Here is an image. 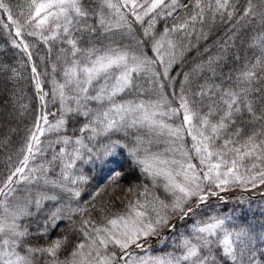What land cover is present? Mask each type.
<instances>
[{"label": "snow or ice", "instance_id": "snow-or-ice-1", "mask_svg": "<svg viewBox=\"0 0 264 264\" xmlns=\"http://www.w3.org/2000/svg\"><path fill=\"white\" fill-rule=\"evenodd\" d=\"M190 5L191 10L185 13L183 19L173 23L171 28L165 26L157 35L155 24L158 16L172 17L177 9H188ZM107 6L116 8L120 20L131 31V23L120 14L119 7L110 2ZM123 6L128 8L135 22L141 24L143 38L138 43L145 48L150 46L154 54L152 57L146 51L129 54L126 50L79 48L73 32L80 30L82 21L88 18V11L82 8L80 0H26L24 4L15 6L16 14L13 12V5L0 0V14L6 16L8 21L3 23L0 20V24L5 29L11 28L15 36L21 38L19 43L16 40L12 43L23 49L29 61L32 55L30 45L22 38L24 34L35 37L46 45L49 41L61 40L70 46L64 58L63 81H52V97L55 100L59 96L61 118L55 125H48L47 113L37 116L34 130H30L27 139L26 150H23L20 166L15 167L0 182V264H264V224L261 225L259 234L250 226L229 229L226 226L228 217H214L211 222L197 221L191 226L192 235L181 237L182 251L178 255L146 258L136 256L133 252V247L141 249L147 238L157 236L161 229L175 230V221H185L210 196H217L218 192L234 185L242 188L264 185V33L253 39V46L259 48L260 54L254 61L245 64L231 87L202 85L199 92L191 94L185 87L188 73L179 82L178 91L175 87L176 77L170 74L177 60V48L182 47V44H177L170 37L177 32L190 35L189 28L195 31L197 23L203 26L206 16H210L212 23L217 16L222 21L225 16L231 20L235 6L230 0H194V3L192 0H188V3L170 0L167 4L164 0H151V3L144 4H138L137 0H123ZM158 8L160 11L156 12ZM149 14L152 15L147 26H144V17ZM249 16L259 17L264 24V0H260L259 10L252 0H248L241 18ZM100 22L103 25L102 19ZM61 52L65 53V50L61 49ZM211 64L212 58L209 59V70L214 72ZM31 70L37 97L42 106H46L47 93L43 90L35 65ZM141 74L147 75L160 89L165 87L163 81H167V87L172 89L171 100L163 93L158 101L118 100L120 94L136 87ZM94 82L98 83L95 88L92 87ZM93 91L94 95L90 94ZM217 94L219 106L210 102L206 113L195 108V101L190 99V95L201 98L208 95L211 101ZM92 102L96 103V108L90 107ZM162 107L167 110L160 111ZM181 113L182 123L175 127L157 119L158 115L179 117ZM245 113L253 121L260 123V128L244 136L240 128L229 131L236 123V118ZM66 115L74 121L82 116L86 122L79 128L81 135L74 140L69 136L60 138L64 145H75L71 152L61 147L58 154L62 177L65 181L71 179L73 187L65 188L63 184L57 186L65 188L78 200L81 190L75 185L78 181L86 182L87 177L71 175L76 162L80 160L103 167L115 163L113 158L119 155V149H123L132 164L151 178L153 187L158 178H163L165 191L171 194V200L166 203L159 197L149 199L148 186L143 185L138 198L129 203L126 214L103 217V223H96L91 218V211L97 209V197L106 193L110 187L118 186L125 175L117 164L109 168L104 182L90 193L83 205L79 202L75 207L71 204H57L44 214L37 232L47 237L51 231H57L54 238L39 246L25 243V238L30 233L27 227L21 228L20 218L39 215L42 200L55 201L57 197L38 195L34 201L33 213L29 210V205L33 203L31 200L25 204L10 205L9 198L16 191L13 185L34 178L31 173L35 169H29V174H25L28 162L33 158L34 147L40 144V136L45 131H51L53 127H64ZM214 116L218 119H213ZM41 120L48 125L47 128L42 126ZM137 126L167 129L177 140L182 139L187 126V135L194 142L193 148L200 167L191 162L188 152L181 151V155L186 158L184 162H171L177 165L175 168L168 167L169 162L161 160L156 154L145 151L141 155L139 146L142 141L139 138L134 147L111 139L99 147H89L84 143L85 132L89 134L87 139L91 142L96 136L112 130L120 131ZM220 140L223 143L217 146V141ZM56 159L57 155H54L53 161ZM245 160L251 163L246 164ZM139 187L141 185L133 183L125 191L135 195ZM220 199L223 200L224 197ZM99 211L103 213L105 207H100ZM75 216L80 219H75ZM81 235L83 239H80ZM21 248L23 251H20ZM62 253H66L63 259Z\"/></svg>", "mask_w": 264, "mask_h": 264}, {"label": "rangeland", "instance_id": "rangeland-1", "mask_svg": "<svg viewBox=\"0 0 264 264\" xmlns=\"http://www.w3.org/2000/svg\"><path fill=\"white\" fill-rule=\"evenodd\" d=\"M234 0H230V3L233 4ZM26 0H12L11 5H13L14 14L17 13L16 5L24 4ZM110 2L113 5H116L120 9V14L124 15L129 22L128 8L123 6V0H80V4L82 8L88 11V18L86 21H82L79 26L80 30L73 32V37L77 39L81 34L89 39V45L87 48H95L97 50L103 51L105 49L111 50H126L129 54L133 52L145 51L147 49L140 44V49L130 47L132 46V42L139 41L143 38V29L137 30L139 34H134V31L131 28L129 30L127 24H125L120 17L117 15L116 8H109L107 3ZM179 3H188V0H178ZM194 3V0H192ZM138 4L151 3V0H137ZM164 3H170V0H164ZM252 3L257 6V10H259L260 0H252ZM248 4V0H245V7ZM130 7V6H129ZM191 10V5L188 9H177L175 13H173L172 17L166 16H158L155 24V31L157 35H159L165 26L171 28L173 23H177L178 20L183 19L186 12ZM139 11V9H138ZM156 12H159L160 9H156ZM236 11V10H235ZM234 11V14H235ZM152 14L144 17V26H147V22L150 19ZM234 17V15H233ZM7 21V17L5 16ZM101 19L103 20V25L101 24ZM233 19V18H232ZM231 19V20H232ZM225 16L222 21L219 16L216 17L215 22H210V16H206L205 22L203 24L213 27L215 24H222L226 26L231 22ZM8 23V21H7ZM140 24V23H139ZM1 25V29H3L4 37L11 38L10 42L5 45L4 42L0 43V57L3 56L4 51L9 50L13 55L12 57L16 61H20L21 63L27 62V68L29 70L28 77L30 79V83L27 86L30 87V90L33 92L32 100L34 102H38L39 99L37 97L35 84L33 81L32 74V66L35 65L37 68V72L39 73V78L43 86V90L47 93L45 97L46 105L48 107V112H53L56 110L59 112L55 117L59 120L61 118V106L59 101V96L57 95L56 99L53 100L52 97V81L56 80L57 82H62L63 77V68L65 63V54L67 50L70 48L69 45L63 43L61 40L49 41L46 45L44 42L38 40L35 37L27 36L24 34L22 37L26 43L30 45L29 51L31 52L32 58L29 61L27 54L23 51L22 48H17L12 43L13 40H16L19 43L21 38L15 36L14 30L11 28L5 29L3 24ZM87 25V27H85ZM200 23L195 25V31L189 28L190 35H184L180 32H177L171 39L181 40L182 42H187L191 35H198L199 31L202 29ZM205 27V26H204ZM203 27V28H204ZM264 33V24L260 22L259 17H244L242 22L236 26L230 25L225 32L220 35V37L215 41V43L210 47L203 49L201 51V55L192 65L191 69L187 71L188 73V82L185 84V87L191 94L197 93L201 90V86L207 85H219L220 88H229L231 87L236 80L237 75L244 69L246 63H250L256 59V57L260 54V50L258 47L253 46V39L257 38L260 34ZM111 34V35H110ZM110 35V36H109ZM118 37L122 38V42L118 40ZM41 44L46 49V54L49 59L48 69L45 71H41L38 66L40 64V58H44L43 49L40 48L37 44ZM102 42V43H100ZM175 42V41H174ZM177 44H181L180 42H176ZM61 49L65 50V53L61 52ZM239 57V59H237ZM180 58V54L177 52V60ZM212 58L211 67L215 69V71L209 70V59ZM6 65L7 68L2 67V65ZM17 64V62H16ZM53 65H55V72H53ZM0 84L4 86V88H11L7 92L0 93L3 102L0 104V115L1 117L7 120L6 122H12L10 118L11 115H15L18 112H9L7 109L8 102L14 97V92L17 91L16 86L19 83V77H17L16 73V65L8 66L5 62H0ZM7 73V74H4ZM19 74V73H18ZM185 73L181 77V80L184 79ZM180 80V81H181ZM98 83L93 84V88L97 87ZM214 92L218 93L216 88H213ZM161 92L158 85L154 84L150 78L141 74L136 81V87L130 90H126L125 93L120 94L117 99L120 100H144L145 102L149 101H158L155 95ZM148 93V94H146ZM90 94L94 95V91L90 92ZM154 95L153 97H150ZM190 99L195 101L193 105L200 112L206 113L208 111V104L210 102L214 103L216 106H219V94L213 96L211 101L209 100V96L206 95L204 97H199L195 95H190ZM11 101V100H10ZM10 104V102H9ZM175 106V105H173ZM90 107L96 108L97 105L95 102L90 104ZM259 108V105H257ZM18 110V109H17ZM166 108H161L160 111H166ZM46 106L44 109V113H46ZM47 112V115H48ZM11 116V117H13ZM0 117V118H1ZM157 119H162L165 123L173 125V123H178L180 125L182 123V113L179 117H169V116H157ZM213 119H218L217 116H214ZM66 124L73 123L74 125L70 126V133H68L72 137L73 140L75 137L80 136L79 128L86 121L81 116L78 120H73L69 116H65ZM36 121V120H35ZM35 121L26 127V129L22 132V135L17 133L16 129L13 128L8 131V129L2 137V141L0 142V155H2V160L12 161L11 171L15 169V167L20 166L19 162L23 159V150H26V143L28 136L30 134V130H34ZM51 122V121H49ZM56 120H54V124H56ZM43 127L47 128L48 125L41 121ZM66 126L58 129L61 134H64L66 130ZM76 126H79L77 128ZM236 128L241 129L242 136L247 135L253 130H257L260 128V123L255 122L252 118L245 113L243 116L236 118V123L233 124L229 131H234ZM20 132V130H19ZM17 133V134H16ZM1 134V133H0ZM48 134V131H45L43 136H40V140L44 138ZM89 134L85 132L84 143L89 147L95 145L99 147L101 144L107 143L109 139L111 140H120L122 143H127L129 147L136 146L137 138H139L142 143L139 146V151L141 155L145 154V151L151 154H156L160 157L161 160L168 161V167L175 168L177 165L172 164V161H180L184 162L186 159L181 155V151L188 152L191 156V162L196 164L199 168V159L196 156L195 150L193 148V140L191 136L187 135V126H185V130L182 134V139L177 140L175 137L171 136L167 129H149L147 126H137V127H129L124 130L116 131L112 130L106 134H101L96 136L95 140L89 141L87 136ZM60 136L56 139L52 147L49 148V151L46 155L40 159V161H36V165L38 167L47 168L46 175L38 171V169L32 164L30 169H35L36 172H32L31 176L34 177L33 182L24 187L16 188L13 196L9 198V203L11 204H25L27 201L31 200L33 203L29 205V210L35 213V199L40 194H47L49 196H56L57 199L54 200H42V211L39 215L33 216H23L20 218L19 223L21 228L27 227L28 232L30 233L29 237L25 238V243L31 244L33 246L44 245L46 240H50V238H54L58 233L57 231H51L47 237L39 234L37 232V226L42 223V219L44 218V214L57 206V204H71V206L75 207L77 202L80 205H83L84 200L89 199V195L91 192L95 191V188L104 182L106 178V173L109 168L115 167L117 164L120 166V170L125 173L123 179L120 181L118 186H112L108 189L106 193L101 196H98L95 203L97 204V209L91 211V218L96 221V223H103V217L111 218L116 215L126 214L129 210V203L134 202L135 199L138 198V193L143 190V185H147L150 195L149 199L152 197H159V199L164 200L166 203L171 200V194L165 191L164 188V180L163 178H158L155 187H153V182L151 178L147 177L146 174H142L139 167L132 164L131 159L127 156V153L123 149H119V155L115 156L113 159L115 163H109L108 165L101 166L99 164L93 165L92 163H86L84 161L78 160L71 172L73 177L83 175L87 177L86 182H77L75 187L81 190V196L75 198L72 196L71 192L66 191L65 188H72L73 185L71 183V179L65 181L61 174V162L59 159V150L61 147H65L66 151L71 152L75 147L74 143H70L69 145H64L61 142ZM1 139V138H0ZM10 142L14 144V148H7L6 142ZM9 143V144H10ZM223 141H217V146L222 144ZM37 146V145H36ZM35 146V147H36ZM34 147V148H35ZM57 155V159L53 161V156ZM87 153L85 152V157ZM30 161V160H29ZM29 163V162H28ZM246 164H250L251 162L245 160ZM7 166V163H6ZM29 167L25 170H27ZM243 171V169H241ZM9 170L7 169L4 176L0 177V182L9 174ZM26 174H29V169L26 171ZM139 184L141 187L136 189V194L128 193L125 191L130 184ZM63 184L65 188H61L57 185ZM260 184H257L256 187L260 188ZM255 187V188H256ZM250 185L246 188H242L239 185H234L227 188L225 191L218 192V194L231 191V190H239L246 192H251L250 194L239 196L233 201L230 202H213L208 203L206 205H201L200 208L196 210V212L187 218L185 221H175L176 228L175 230H169L168 228L161 229L157 236H152L147 238V242L143 245L141 249H136L133 247V252L136 256H143L146 258H157V257H166L168 255H178L182 251L180 247L181 237H190L192 235L191 226L196 224L197 221L201 222H211V219L214 217H228V221L226 226L229 229L232 228H248L259 234L261 230V225L264 224V193L263 195H255ZM242 193V192H241ZM237 194V193H236ZM216 197H219L218 195ZM1 198V197H0ZM104 202L103 204L101 202ZM243 201V203H241ZM100 207H105V211L101 213L99 211ZM87 215V214H86ZM75 219L79 220V216H75ZM67 223V222H65ZM80 239H83V236H80ZM259 248V245H257ZM70 250V247H69ZM23 251V248L20 249ZM66 253L61 254V258L63 259Z\"/></svg>", "mask_w": 264, "mask_h": 264}, {"label": "trees", "instance_id": "trees-1", "mask_svg": "<svg viewBox=\"0 0 264 264\" xmlns=\"http://www.w3.org/2000/svg\"><path fill=\"white\" fill-rule=\"evenodd\" d=\"M5 2L11 4L12 0H5ZM233 5L235 6L236 11H235L233 19L231 20V22L229 24H226V26L224 25V27H223L222 24H219V23L215 24L213 27L204 25L205 27L204 26H203L204 28L202 27V29L199 31V34L197 36L191 35L190 39L187 42H182L181 40H178V39L175 40L174 39L175 42H180L182 44V47L177 48V52H178V54H180V58L178 60H176V63L173 65L171 73H170L172 76L176 77L175 87H176L177 91L179 90V86H180L179 82L181 80V77L183 76L184 73H186L187 71H189L191 69L192 65L195 63V61L198 59V57L202 54L201 51L203 49L210 48L215 43V41L220 37V35H222L230 25L236 26L242 22L243 18H241V14L243 13V10L245 8V0H234ZM128 19H129V23H131V25H132V29L134 31H136L134 34H139L137 32V30L143 29L141 24L135 22V19H134V17L131 16L130 12L128 14ZM0 20H2L3 23H7L5 16H3L2 14H0ZM1 28L2 27L0 25V43L4 42L5 45L7 43H11L10 42L11 38H9V37L3 38L1 36L3 34V29H1ZM118 40L122 42L121 37H118ZM89 42H90L89 39H87L84 36V34H81L78 37V47L79 48L87 47L89 45ZM100 43H102V42H100ZM37 44L40 48L43 49V52H44L43 53L44 58L43 57L40 58V64H39L38 68L41 71H45L48 69L49 59L47 57L46 49L44 48V46H42L38 42H37ZM130 47L137 50V48L140 49V44L138 43V41H135V42H132V46H130ZM146 49H147L148 56L152 57L154 54L152 53L150 46L147 47ZM12 55L13 54L9 50H6V51H4L3 56L0 57V62H2V63L5 62L8 66L16 65L17 77H19V79H21V80H19V83L16 86L17 91L14 92V97L12 99L10 97L11 101L9 100L10 104L8 102L6 110H10L9 112H12V113L20 111L21 114L19 116V113H17L14 116L11 115L13 117L10 116V118H6V119H11L12 122H6L7 120H5V118H3L4 116L1 117L2 114L0 115V117H1L0 118V133H1L0 134V138H1L0 142L3 140L1 136H5L3 134L7 131L5 129H8V131H9V130L15 128L17 133L22 135V132L26 129V127L28 125H31L36 120L38 115L42 116L44 114V109H45V106H42L40 100L37 103L32 100L33 92L30 90V87L27 86L26 80H28V84L31 82L29 77H28L29 70L27 68V65L29 63L27 62V65H26L25 63H21L19 60L16 61L12 57ZM16 62H17V64H16ZM2 67L7 68V66L4 64L2 65ZM4 74H7V73H4ZM163 83L165 84V87L163 89H160L161 92L159 94H156L155 96L160 99L161 93H163L169 100H171L172 89L170 87H167V84H168L167 81H163ZM10 89L11 88H4V86L0 84V93L1 92L2 93L7 92ZM146 94H148V93H146ZM153 96L154 95H151L150 97H153ZM1 102H3V100H2V97L0 96V104H1ZM48 110L49 109L46 105V111L48 112ZM57 113L59 114V112H57L56 110H54L53 112H51V111L48 112L47 120H48L49 125H55L54 123H52V122H54V120L58 121L57 117H55ZM49 121H51V122H49ZM65 125H67V126H66V130L64 131V134H61L58 129L53 127L52 130L48 131V134L40 140V144L37 145L33 150V158H31L29 163H28V167H29L28 169H30L31 164H32V166L34 165L38 169V171H40L41 173H43L47 177V174H46L47 168L38 167L36 165V161H40V159L43 157V155H46L48 153L49 148L53 146L54 142H56L55 140L58 139L60 136H70L68 134V133H70V126L74 125V124L73 123H71V124L67 123ZM173 125L177 126L178 123L177 122L173 123ZM76 127L79 128V126H76ZM19 130H20V132H19ZM9 143L10 142H8V141L6 142L7 148H9V147L14 148V144L13 143L9 144ZM14 158H13V160H14ZM8 161L4 162V160H2V155H0V177L5 175L7 169L9 171H11L10 168H11L12 161H10V162H8ZM6 163H7V166H6ZM27 170H25V174H26ZM26 175H28V174H26ZM32 182H33L32 179L27 180V181H20L18 184H14L13 187L16 189L19 187H24L27 184L29 186V184ZM263 190H264V185H261L260 188L256 187L253 190V192L255 193V195H259ZM250 193L251 192L248 193L245 190H243V191H239V190L226 191V192H223L221 194L219 193L218 194L219 197L210 196L208 199L209 201L207 200L203 205H206L208 203H213V202H223V203H226L227 201L230 202V201H233V199L238 198L239 196L250 194ZM220 197H224V199L221 200Z\"/></svg>", "mask_w": 264, "mask_h": 264}]
</instances>
